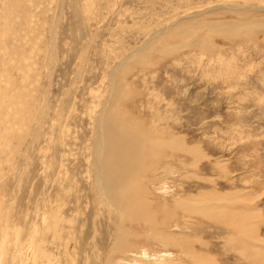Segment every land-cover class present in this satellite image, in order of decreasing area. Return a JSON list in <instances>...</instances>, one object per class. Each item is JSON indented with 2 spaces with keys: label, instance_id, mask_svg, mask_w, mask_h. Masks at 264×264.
<instances>
[{
  "label": "rangeland",
  "instance_id": "1",
  "mask_svg": "<svg viewBox=\"0 0 264 264\" xmlns=\"http://www.w3.org/2000/svg\"><path fill=\"white\" fill-rule=\"evenodd\" d=\"M0 264H264V0H0Z\"/></svg>",
  "mask_w": 264,
  "mask_h": 264
},
{
  "label": "bare ground",
  "instance_id": "2",
  "mask_svg": "<svg viewBox=\"0 0 264 264\" xmlns=\"http://www.w3.org/2000/svg\"><path fill=\"white\" fill-rule=\"evenodd\" d=\"M104 116H105V115H104ZM106 116H107V115H106ZM108 117H109V116H108ZM104 118L106 119L107 117H104ZM100 119H101V118H100ZM105 119H104V120H105ZM109 120H110V119H109ZM116 124H118V123L116 122ZM118 125H119V124H118ZM104 126H105V125H104ZM113 126H114V125H113ZM115 126H116V125H115ZM111 127H112V125H111ZM111 127H110V128H111ZM117 127H118V126H117ZM104 128H107V127H104ZM104 128H103V129H104ZM114 128H115V127H114ZM107 129H108V128H107ZM115 129H116V128H115ZM108 130H109V129H108ZM112 131H113V130H112ZM118 131H119V134H123L121 130H118ZM104 133H105V132H104ZM110 134H111V133H109L108 135L110 136ZM112 134H113V133H112ZM119 134H116V135L119 136ZM131 134H132V133H131ZM124 135H125V134H124ZM126 135H127V134H126ZM106 136H107V135H106ZM122 136H123V135H122ZM111 137H113V136L111 135ZM103 138H104V136H103ZM113 138H114V137H113ZM117 138H119V137H117ZM126 139H127V138H126ZM128 139H129V138H128ZM100 140H101V139H100ZM100 140H99V141H100ZM115 140H116V139H115ZM120 140H122V138H121ZM120 140H118V141H120ZM99 141H98V142H99ZM111 141H113V140H111ZM116 141H117V140H116ZM128 141H130V140H128ZM128 141H127V143H128ZM132 141H133V140H132ZM102 142H104V141L102 140ZM122 143H123V142H122ZM129 143H131V142H129ZM113 144H114V143H113ZM143 144H144V143H143ZM106 145H107V144H106ZM115 145H116V144H115ZM118 146H119V145H118ZM126 146H127V145H126ZM126 146H125V148H126ZM133 146H134V145H133ZM133 146H132V147H133ZM136 146H137V145H136ZM100 147H101V146H100ZM100 147H99V148H100ZM110 147H112V146H110ZM110 147H107V148L112 149V148H110ZM121 147H122V146H121ZM132 147H131V148H132ZM101 148H104V147H101ZM117 148H118V147H117ZM117 148H116V149H117ZM123 148H124V145H123L122 149H123ZM131 148H130V149H131ZM133 148H134V147H133ZM136 148H139V147H136ZM95 149H96V148H95ZM105 149H106V147H105ZM109 149H108V150H109ZM114 149H115V148H113V150H114ZM96 150H97V149H96ZM99 151H104V150L102 149V150H99ZM116 151H117V150H116ZM116 151H115V152H116ZM144 151H145V150H144ZM95 152H96V151H95ZM117 152H118V151H117ZM97 153H98V150H97ZM106 153H107V152L105 151V154H106ZM112 153H113V152H112ZM120 153H121V152H120ZM124 153H125V152H124ZM144 153H145V152H144ZM98 154H99V153H98ZM108 154H109V152H108ZM125 154H126V153H125ZM132 154H133V153H132ZM135 154L138 155V153H135ZM145 154H146V153H145ZM110 155L112 156V154H110ZM110 155H109V156H110ZM118 155H119V154H118ZM126 155H127V154H126ZM96 156H97V155H96ZM111 156H110V157H111ZM131 156H132V155H131ZM99 157H100V156H99ZM122 157H123V156H122ZM111 158H112V157H111ZM113 159H114V158H113ZM122 160H123V159H122ZM134 160H135V159H134ZM109 161H111V160H109ZM117 161H119V160H117ZM124 162H126V161H124ZM98 163H99V162H98ZM112 163H113V162H112ZM114 163H115V162H114ZM128 163H129V162H128ZM102 164H103V162H102ZM126 164H127V162L124 164V165H125L124 167H126ZM131 164H134V163H131ZM100 165H101V163H100ZM121 165L123 166V164H121ZM122 166H121V167H122ZM130 166H131V165H130ZM136 166H138V165H136ZM97 167H98V166H97ZM106 167H107V166H106ZM110 167H111V166H110ZM116 167H117V166H116ZM100 168H101V167H100ZM107 168H108V167H107ZM111 168H112V167H111ZM128 168H129V167H128ZM118 169H121V168H118ZM118 169H117V171H118ZM130 169H131V168H130ZM130 169H126V170H130ZM123 170H124V168L122 169V171H123ZM134 170H135V169H134ZM105 171H106V170H105ZM105 171H104V172H105ZM114 171H116V169H114ZM119 171H120V170H119ZM130 171H131V170H130ZM98 172H99V170H98ZM102 172H103V171H102ZM109 172H110V171H109ZM127 172H129V171H127ZM131 172H132V171H131ZM131 172H130V173H131ZM113 173H115V172H113ZM107 174H109V173H107ZM107 174H106V172L104 173V175H107ZM119 174H121V173H119ZM123 174H124V173H123ZM127 174H129V173H127ZM98 175H99V174H98ZM113 175H114V174H113ZM113 175H112V176H113ZM124 175H125V174H124ZM129 175H130V174H129ZM131 175H132V174H131ZM112 176H111V177H112ZM125 176H126V175H125ZM109 177H110V176H109ZM127 177H128V176H127ZM105 178H106V177H105ZM128 178H129V177H128ZM109 179H110V178H109ZM112 180H113V179H112ZM112 180H111V181H112ZM111 181H109V182H111ZM113 181L115 182V180H113ZM102 182H103V181H102ZM105 182H106V181H105ZM105 182H103V183H105ZM122 184H124V183H122ZM127 185H128V183H127ZM125 186H126V185H125ZM125 186L123 187L124 189H125ZM102 187H103V184H102ZM129 187H130V185H129ZM121 188H122V186H121ZM127 188H128V187H127ZM111 190H112V189H111ZM126 190H127V189H126ZM122 191H123V192H126V191H124V190H122ZM127 191H128V190H127ZM104 192H105V191H104ZM119 192H120V191H119ZM123 192H122V193H123ZM127 193H128V192H127ZM102 194H103V193H102ZM102 194H101V195H102ZM117 194H118V193H117ZM123 194H125V193H123ZM114 196H115V194H114ZM120 196H121V195H120ZM116 197H117V195H116ZM103 198H104V196H103ZM108 198H109V197H108ZM121 198H122V197H121ZM126 198H127V197H126ZM126 198H125V199H126ZM114 199H115V198H114ZM117 199H119V197H118ZM130 200H131V199L127 200V202L130 201ZM132 200H133V199H132ZM112 201H113V200H112ZM134 201H135V200H134ZM127 202H126V203H127ZM132 202H133V201H130L128 204H131ZM119 203H120V202H119ZM119 203H118V204H119ZM140 203H141V202H140ZM123 204H124V203H123ZM123 204H122V205H123ZM128 204H127V205H128ZM124 206H125V205H124ZM132 206H133V205H131V207H132ZM127 207H128V206H127ZM120 208H121V207H120ZM120 208H119V209H120ZM122 208H125V207H122ZM125 210H126V209H125ZM127 211H128V210H127ZM130 211H131V210H130ZM130 211H128V212H130ZM121 217H122V216H121Z\"/></svg>",
  "mask_w": 264,
  "mask_h": 264
}]
</instances>
